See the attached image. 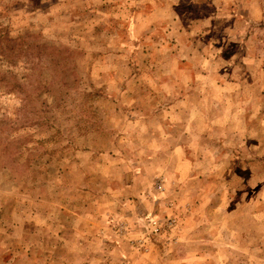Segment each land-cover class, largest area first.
Wrapping results in <instances>:
<instances>
[{"label": "rangeland", "instance_id": "1", "mask_svg": "<svg viewBox=\"0 0 264 264\" xmlns=\"http://www.w3.org/2000/svg\"><path fill=\"white\" fill-rule=\"evenodd\" d=\"M163 1L0 0L51 105L1 153L0 264H264V0Z\"/></svg>", "mask_w": 264, "mask_h": 264}, {"label": "trees", "instance_id": "2", "mask_svg": "<svg viewBox=\"0 0 264 264\" xmlns=\"http://www.w3.org/2000/svg\"><path fill=\"white\" fill-rule=\"evenodd\" d=\"M21 40L22 38L19 35L13 36L8 32H0V158L1 153L4 154L5 150H8L4 155L10 160L9 163L15 161L14 153L17 152V148L15 149L14 144L16 140L17 143H21V138L19 139L20 133L28 131L32 126L42 127L48 125L49 119L45 113L49 111L51 106L45 100L41 101L40 105L37 106V100H33L34 98L32 97V88L29 87L25 91V86L19 82V73H13L15 71L14 68H19L20 66L18 58L21 55L28 56L30 53L29 45L24 48V43L22 44ZM22 68L28 71L32 67L22 66ZM28 75V72L25 75L22 73L21 77L27 78ZM45 86L46 82H43L42 87ZM20 93H25L24 99L20 97L21 101H24V105H15V100L16 98L18 99V94ZM19 111H24L25 115L24 113L19 115L17 113ZM33 113L38 115V117H32L31 119L30 114ZM39 142L42 144L46 140L41 139Z\"/></svg>", "mask_w": 264, "mask_h": 264}, {"label": "crops", "instance_id": "3", "mask_svg": "<svg viewBox=\"0 0 264 264\" xmlns=\"http://www.w3.org/2000/svg\"><path fill=\"white\" fill-rule=\"evenodd\" d=\"M194 0H186V4H194ZM180 3H182V0H164L161 4L160 7L157 8L158 12H169V14H175L177 13V10H175V7L179 6ZM261 2L259 0H252V5H259ZM193 7V6H191Z\"/></svg>", "mask_w": 264, "mask_h": 264}, {"label": "built area", "instance_id": "4", "mask_svg": "<svg viewBox=\"0 0 264 264\" xmlns=\"http://www.w3.org/2000/svg\"><path fill=\"white\" fill-rule=\"evenodd\" d=\"M149 222H150L149 223L150 231L153 234H159L163 231V226L161 224H159L158 220L151 219Z\"/></svg>", "mask_w": 264, "mask_h": 264}]
</instances>
